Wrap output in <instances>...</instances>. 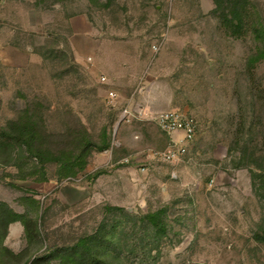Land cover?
<instances>
[{
    "label": "rangeland",
    "instance_id": "1",
    "mask_svg": "<svg viewBox=\"0 0 264 264\" xmlns=\"http://www.w3.org/2000/svg\"><path fill=\"white\" fill-rule=\"evenodd\" d=\"M76 18L108 73L77 60ZM170 109L199 125L164 162ZM103 171L107 194L73 200ZM263 230L264 0H0V264H264Z\"/></svg>",
    "mask_w": 264,
    "mask_h": 264
},
{
    "label": "crops",
    "instance_id": "2",
    "mask_svg": "<svg viewBox=\"0 0 264 264\" xmlns=\"http://www.w3.org/2000/svg\"><path fill=\"white\" fill-rule=\"evenodd\" d=\"M84 18H76L73 21V25L75 29L83 34H80L79 40H73V50L74 53L77 55V60L80 63H85L86 62V57L91 59L94 66L99 68L100 70L102 69L103 73H108L105 67H103L101 63V58L102 54L100 51V46L102 45V42L100 38L97 36H94L91 33V30H89V27L86 25L88 24L85 22ZM9 59V58H8ZM115 91L114 89H112ZM129 109V108H125ZM121 112V116L123 117L124 110ZM140 114L144 115L146 113L145 109H139ZM130 111V110H129ZM132 111H130L131 114ZM133 114V112H132ZM141 115V117H143ZM124 118H130V116L124 117ZM127 120V119H126ZM166 134V133H165ZM167 135V134H166ZM168 136V135H167ZM168 141H169V136H168ZM130 170L129 173L132 176L130 179L129 176L125 178L127 180V184L124 186L126 187H131L132 190L135 192L136 189H138L140 186H144L145 181L148 179V174L149 170L141 168L140 170H135V169H128ZM114 179V176L110 171H103L99 175H97L95 178H92V180L89 182L90 186H80V185H75L73 186L72 191H73V200H81L83 199L87 194H94V195H103L107 194L110 191V182ZM54 181H50L47 183V185H53ZM45 184V183H44ZM86 187V188H85ZM86 189H89L87 192ZM65 196H67L69 199L71 197L69 196L66 191H62ZM126 193H121V195L117 194L115 197L116 203L118 205H125L129 200L125 197ZM72 200V199H71ZM24 231V227L20 222H13L9 226V233L7 236V240H16L20 234H22Z\"/></svg>",
    "mask_w": 264,
    "mask_h": 264
},
{
    "label": "built area",
    "instance_id": "3",
    "mask_svg": "<svg viewBox=\"0 0 264 264\" xmlns=\"http://www.w3.org/2000/svg\"><path fill=\"white\" fill-rule=\"evenodd\" d=\"M103 80H106V77H103ZM110 95L114 97L115 93L111 91ZM130 115L129 109H125L123 117ZM154 118L161 130L169 136V141L165 148L151 151L149 157L164 162L180 159L186 154L196 135L199 125L197 118L179 109L162 111Z\"/></svg>",
    "mask_w": 264,
    "mask_h": 264
},
{
    "label": "trees",
    "instance_id": "4",
    "mask_svg": "<svg viewBox=\"0 0 264 264\" xmlns=\"http://www.w3.org/2000/svg\"><path fill=\"white\" fill-rule=\"evenodd\" d=\"M251 174H252L254 185L256 187V179H257L258 175L256 174V172L252 168H251ZM116 208L122 209L121 206H117ZM163 212H164V209H158L156 211L146 213V215H145L146 217H144V219L146 218V220L149 223V224H147L148 227H146V229L149 230L150 227H152L154 229L157 241H159L161 239L162 234L167 232V223L163 222L162 218H161V215L163 214ZM255 240L259 243L264 244V230L262 233L255 234ZM98 247H99V245H98ZM95 249L96 248L94 247V250H92L90 252L91 256H93V258L95 260H99L98 254L95 252ZM104 264H112V263L106 261V262H104Z\"/></svg>",
    "mask_w": 264,
    "mask_h": 264
}]
</instances>
